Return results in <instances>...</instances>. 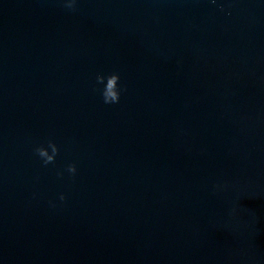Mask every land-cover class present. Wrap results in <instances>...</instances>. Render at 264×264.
Wrapping results in <instances>:
<instances>
[{"label":"water","instance_id":"obj_1","mask_svg":"<svg viewBox=\"0 0 264 264\" xmlns=\"http://www.w3.org/2000/svg\"><path fill=\"white\" fill-rule=\"evenodd\" d=\"M239 6L254 26L204 0H0V264H264V0Z\"/></svg>","mask_w":264,"mask_h":264},{"label":"clouds","instance_id":"obj_2","mask_svg":"<svg viewBox=\"0 0 264 264\" xmlns=\"http://www.w3.org/2000/svg\"><path fill=\"white\" fill-rule=\"evenodd\" d=\"M79 2L80 0H58L61 9L69 13H76L79 10ZM194 2L198 3L199 0H194ZM204 2L212 10L214 15L228 19L237 14H245L249 26H254L257 22V15L253 9L241 8L239 6L242 3V0H204ZM91 91L99 94L104 105L111 106L120 103L121 96L127 91V89L121 83L120 74L118 72H112L107 75L98 73L95 76V83L92 85ZM33 154L39 159L41 166L47 168L49 165H55L56 157L59 155V149L56 143L49 139L46 146H35L33 148ZM77 171L76 164L69 163L63 169H57L55 175L58 179H64L65 174H67L69 179L74 180L77 175ZM229 190L239 192L238 185L223 179L217 180L211 184V192L213 195ZM58 199L60 204L63 205L66 200V196L61 193ZM48 205L50 208L57 207V205L51 200L48 201ZM239 208L242 209L240 206ZM243 210L249 212L252 216V222L255 223V213L251 210ZM237 211L238 207L234 204L229 210V217L235 216Z\"/></svg>","mask_w":264,"mask_h":264}]
</instances>
